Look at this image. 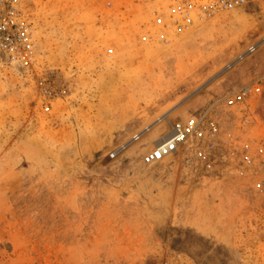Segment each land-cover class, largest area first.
<instances>
[{"label":"rangeland","instance_id":"374dc122","mask_svg":"<svg viewBox=\"0 0 264 264\" xmlns=\"http://www.w3.org/2000/svg\"><path fill=\"white\" fill-rule=\"evenodd\" d=\"M22 4L33 61L0 60V264H264V88L225 105L264 84V0L169 44V0ZM187 119L218 133L145 163Z\"/></svg>","mask_w":264,"mask_h":264},{"label":"built area","instance_id":"2783aa9c","mask_svg":"<svg viewBox=\"0 0 264 264\" xmlns=\"http://www.w3.org/2000/svg\"><path fill=\"white\" fill-rule=\"evenodd\" d=\"M253 0H169L167 14L156 13L154 25L157 28L154 39L161 44H169L173 37L187 32L196 22L207 20L218 12H229L247 6ZM22 0H0V60L9 66H29L33 61L32 27L23 11ZM264 84L256 80L252 86H244L226 98L225 105L235 111L261 96ZM201 121L187 119L174 127L168 141L161 144L144 157L147 164L168 157L188 140L201 141L204 128L209 134H217V125L209 122L206 127ZM227 141H232L228 136ZM199 143V142H198ZM203 147V146H202ZM243 161L249 165L250 146H243ZM264 160V148L259 149ZM204 157L203 151L198 152Z\"/></svg>","mask_w":264,"mask_h":264},{"label":"bare ground","instance_id":"6f19581e","mask_svg":"<svg viewBox=\"0 0 264 264\" xmlns=\"http://www.w3.org/2000/svg\"><path fill=\"white\" fill-rule=\"evenodd\" d=\"M247 53L250 54V49L247 50ZM254 82H255V81L250 82L249 85L252 86V85L254 84ZM93 98H95V96H92V99H93ZM256 106H257V105H256ZM184 122H185V121H184ZM198 122H199V121H198ZM181 123H183V122H181ZM175 125H178V124H175ZM175 125H174V127H175ZM174 127H173V131H172V135H173V133H174ZM190 140H191V139H190ZM190 140H188V141H190ZM161 160H162V159H161ZM161 160H159V161H161ZM159 161H156V162H159Z\"/></svg>","mask_w":264,"mask_h":264}]
</instances>
